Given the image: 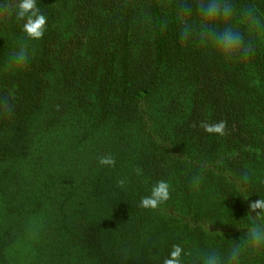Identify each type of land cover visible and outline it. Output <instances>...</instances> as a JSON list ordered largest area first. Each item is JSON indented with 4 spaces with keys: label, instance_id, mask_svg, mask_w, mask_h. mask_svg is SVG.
Segmentation results:
<instances>
[{
    "label": "trees",
    "instance_id": "trees-1",
    "mask_svg": "<svg viewBox=\"0 0 264 264\" xmlns=\"http://www.w3.org/2000/svg\"><path fill=\"white\" fill-rule=\"evenodd\" d=\"M198 3L38 0L48 30L19 74L4 59L20 26L0 9V264H164L175 245L223 250L264 223L250 209L264 197V0H233L252 54L227 64L195 31L179 40ZM161 181L168 200L142 206Z\"/></svg>",
    "mask_w": 264,
    "mask_h": 264
},
{
    "label": "clouds",
    "instance_id": "clouds-1",
    "mask_svg": "<svg viewBox=\"0 0 264 264\" xmlns=\"http://www.w3.org/2000/svg\"><path fill=\"white\" fill-rule=\"evenodd\" d=\"M0 9H8L4 0H0ZM7 14L20 26V34L13 35L14 42L6 54L4 66L10 73L19 74L27 71L33 60L32 42L42 40L48 30L47 17L38 7V0H19L14 8L8 9ZM181 14L197 16L198 25L185 21L179 32L180 42H187L195 31L201 44L213 50L225 64L252 54L245 34L232 23L237 15L233 0H199L195 8L191 5L182 8ZM240 15L246 19L249 28L262 26L253 9L246 8ZM7 109L11 111L10 104ZM204 127L209 133L223 134V123ZM99 163L114 167L116 160L111 155H105L100 157ZM244 181H248L247 176ZM168 198L169 186L161 181L153 187L150 196L142 199L141 204L155 208ZM250 209L255 216L264 217V197L252 202ZM259 253H264V223H250L244 235L238 240L231 239L223 250L211 248L192 254L175 245L164 264H252L253 256Z\"/></svg>",
    "mask_w": 264,
    "mask_h": 264
}]
</instances>
